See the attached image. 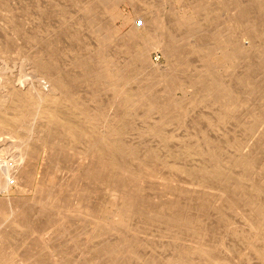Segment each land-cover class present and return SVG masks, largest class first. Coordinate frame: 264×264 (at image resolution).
<instances>
[{
  "label": "rangeland",
  "instance_id": "1",
  "mask_svg": "<svg viewBox=\"0 0 264 264\" xmlns=\"http://www.w3.org/2000/svg\"><path fill=\"white\" fill-rule=\"evenodd\" d=\"M263 6L264 0H0V108L13 98L10 112L23 120L15 136L23 142L26 120L35 135L20 159L14 133L0 131V162L19 166L0 174L13 190V213L35 219L0 228V261L264 264ZM37 110L100 136L99 144L73 142ZM106 144L132 157H102L97 149ZM212 155L239 178L237 194L245 198L230 203L233 191L211 167L196 170ZM86 164L106 168L108 184L79 178ZM128 210L132 215L118 222Z\"/></svg>",
  "mask_w": 264,
  "mask_h": 264
},
{
  "label": "bare ground",
  "instance_id": "2",
  "mask_svg": "<svg viewBox=\"0 0 264 264\" xmlns=\"http://www.w3.org/2000/svg\"><path fill=\"white\" fill-rule=\"evenodd\" d=\"M116 2V1H115ZM4 3V2H3ZM120 3V2H119ZM260 4V3H259ZM258 4V5H259ZM261 6V5H260ZM264 7V6H263ZM262 7V8H263ZM202 8V7H201ZM261 8V7H260ZM83 10V9H82ZM261 10V9H260ZM72 11V10H71ZM254 11H255V9H254ZM83 12V11H82ZM86 15V14H85ZM82 16V15H81ZM83 18V17H82ZM107 19V18H106ZM84 20V19H83ZM226 20V19H225ZM105 21V20H104ZM89 24V23H88ZM99 27V26H98ZM93 31V30H92ZM174 32V31H173ZM130 33V32H129ZM128 33V34H129ZM131 33H132V30H131ZM130 33V34H131ZM135 34V33H134ZM106 35V34H105ZM25 38V37H24ZM18 40V39H17ZM221 40V39H220ZM229 40H230V38H229ZM228 41V40H227ZM100 42V41H99ZM52 43V42H51ZM63 43V42H62ZM109 44V43H108ZM216 48V47H215ZM225 48V47H224ZM131 51V50H130ZM135 55V54H134ZM30 58V57H29ZM216 58V57H215ZM138 65V64H137ZM204 65H206V64H204ZM151 69V68H150ZM208 70V69H207ZM151 71V70H150ZM244 73V72H243ZM26 77V76H25ZM35 80V79H34ZM37 81V80H36ZM193 82V81H192ZM39 83V82H38ZM177 83V82H176ZM41 84V83H40ZM191 84V83H190ZM10 86V85H9ZM21 86V85H20ZM147 86V85H146ZM186 86V85H185ZM171 87V86H170ZM221 87H222V85H221ZM47 88V87H46ZM163 88V87H162ZM220 89V88H219ZM218 90V89H217ZM216 90V91H217ZM225 90H227L226 88H225ZM12 91V90H11ZM13 92V91H12ZM49 92V91H48ZM2 93V92H1ZM44 93V92H43ZM215 93V92H214ZM221 93V92H220ZM224 93V92H223ZM222 93V94H223ZM11 94V93H10ZM31 94V93H30ZM53 94V93H52ZM229 94V93H228ZM227 94V95H228ZM45 95V94H44ZM134 95V94H133ZM226 95V94H225ZM7 96H8V93H7ZM6 96V97H7ZM203 96V95H202ZM229 96V95H228ZM12 97V96H11ZM16 97H19L18 95L16 96ZM27 97H29V96H27ZM36 98H37V96H35ZM51 97V96H50ZM52 97H53V95H52ZM226 97V96H225ZM38 98H40L39 100H41V98L42 97H38ZM47 98H49V96L47 97ZM223 98V97H222ZM232 98V97H231ZM12 99L13 98H11V99H8L7 101H6V103H5V107L4 108H0V131H7V130H9V131H11V132H13L14 133V135H13V137H15V139L17 140L16 142L18 143V148L19 149H17L18 151L16 152V155H18L19 157H20V159H21V155L24 153V151H29V150H26L25 148H27V147H29V148H31V149H33V147L32 146H34L31 142H30V138L31 137H33V136H35L34 135V133H33V129H32V125L29 123V122H26V121H28V120H26L25 121V123H24V132H25V139L24 138H22L23 139V142L21 141V140H19L18 141V139H19V137L17 138V136H15V134L16 133H18V130H20L21 128H22V125H20V123H21V121H22V123H23V120H21L22 118V116L21 117H19L18 115H19V113H18V115H14L12 112H10L12 109H16L15 108V104H14V102L12 101ZM16 99V98H15ZM20 99V98H19ZM22 99V98H21ZM45 99V98H44ZM54 99H55V97H54ZM224 99V98H223ZM228 99H229V97H228ZM32 100V98L29 100V101H31ZM38 100V99H37ZM58 100V99H57ZM127 100V99H126ZM214 100H216V99H214ZM17 101H18V99H17ZM24 101H27V99H24ZM29 101H27V103L29 102ZM35 101V100H34ZM50 101V100H49ZM51 101H52V99H51ZM231 101V100H230ZM20 102V101H19ZM18 102V103H19ZM23 102V101H22ZM56 102V101H55ZM130 102V101H129ZM225 102V101H224ZM236 102V101H235ZM24 103V102H23ZM26 103V104H27ZM38 103V102H37ZM52 103V102H51ZM232 103V102H231ZM32 104H33V102H32ZM38 104H40V102L38 103ZM225 104V103H224ZM227 104V103H226ZM230 104V103H229ZM235 105H238V104H235ZM25 106V105H24ZM33 106H36L35 104L33 105ZM33 106L31 107L32 109H33ZM37 106H39V105H37ZM42 106V105H41ZM49 107H50V105H48ZM225 106H227V105H225ZM23 107V106H22ZM229 107H231V106H229ZM21 108V107H20ZM238 108V107H237ZM31 109V110H32ZM40 109V108H39ZM236 109V108H235ZM235 109H233L232 111H234ZM29 110V109H28ZM42 110H44V109H42ZM50 110V109H49ZM53 110V109H52ZM55 110V109H54ZM228 110V109H227ZM48 110H46L45 112H43V111H40V110H37V114H46V113H48L47 112ZM230 111V110H229ZM23 112V111H22ZM22 112H20L21 114H22ZM54 112V111H53ZM227 112V111H226ZM29 113V112H28ZM56 113V112H55ZM71 112H69V114H70ZM233 113V112H232ZM235 113H237V112H235ZM235 113H233V114H235ZM27 114V113H26ZM198 114V113H197ZM31 115V114H30ZM52 115V116H51ZM60 115V114H59ZM75 115H77V114H75ZM191 115V114H190ZM236 115V114H235ZM243 115V114H242ZM26 115H24L23 117H25ZM28 116V115H27ZM32 117L34 116V115H31ZM36 116V115H35ZM41 116V115H40ZM47 116H49L50 118H51V124L53 125V126H55V128L56 127H59L58 129L60 130V128L62 129L61 131L63 132V133H65L66 132V134H64V135H68V137L70 136V139H73V142H79L80 140H84L85 142H87L88 144H90L91 145V149H94L95 148V146H92V145H98L99 144V140L98 139H100V138H98V137H100V136H97V135H90V134H87L86 132H84V131H81V130H79L78 129V126L77 125H75L74 123H72V122H70V120L68 121V120H62V118L61 119H57V118H54V115H53V113L50 111L49 113H48V115ZM58 116V115H57ZM73 116V115H72ZM32 117H29V118H32ZM38 117V116H37ZM48 117V118H49ZM196 117V116H195ZM234 117V116H233ZM73 118V117H72ZM235 118V117H234ZM43 119V118H42ZM70 119V118H69ZM196 119V118H195ZM21 120V121H20ZM32 120V119H31ZM47 121H49V120H47ZM261 121V120H260ZM33 122H34V120H33ZM74 122V121H73ZM40 123V122H39ZM245 123V122H244ZM41 124V123H40ZM45 124V123H44ZM248 124V123H247ZM43 125V124H42ZM44 126V125H43ZM107 126V125H106ZM234 126V125H233ZM102 127H103V125H102ZM105 127V126H104ZM226 127V126H225ZM96 128V127H95ZM89 129V128H88ZM189 129V128H188ZM252 129H254V128H252ZM212 130V129H211ZM107 131V130H106ZM10 132V133H11ZM5 134V133H4ZM103 134V133H102ZM179 134V133H178ZM198 134V133H197ZM181 135V134H180ZM8 136V135H7ZM10 136V135H9ZM12 136V135H11ZM68 137H67V139H68ZM168 137V136H167ZM175 137V136H174ZM211 137V136H210ZM107 138V137H106ZM14 139V138H13ZM14 139V140H15ZM221 139V138H220ZM101 140V139H100ZM107 140V139H106ZM109 140H110V138H109ZM4 141V140H3ZM21 141V142H20ZM71 141V140H70ZM111 141V140H110ZM127 141V140H126ZM222 141V140H221ZM234 141V140H233ZM218 142V141H217ZM223 142V141H222ZM80 143V142H79ZM250 143V142H249ZM175 144V143H174ZM178 144V143H177ZM107 146H103V147H99L98 149H97V151H98V153L100 154V156H102V157H107V158H109L110 160H117V161H124L125 162V160L124 159H126V157H132L131 156V154L126 150H124V149H120V148H118V147H116V146H112V145H110V144H106ZM201 146H203L202 144H200ZM5 146H8V145H5ZM220 146V145H219ZM9 147V146H8ZM98 147V146H97ZM142 147V146H141ZM179 147V146H178ZM13 148H15V147H13ZM205 148V147H204ZM25 149V150H24ZM28 149V148H27ZM140 149V148H139ZM206 149V148H205ZM42 150V149H41ZM202 150V149H201ZM228 150V149H227ZM206 151V150H205ZM216 151V150H215ZM43 152V151H42ZM190 152V151H189ZM71 153V152H70ZM98 153H96V154H98ZM191 153V152H190ZM93 154V153H92ZM187 154V153H186ZM212 154V153H211ZM137 155V154H136ZM210 155V154H209ZM15 156V155H14ZM13 156V157H14ZM23 156H25V155H23ZM16 158V157H15ZM24 158V157H23ZM57 158H58V156H57ZM195 158V157H194ZM193 158V159H194ZM222 157H220L219 155H212V156H210L209 157V159L207 160V158L205 157V159H202V160H200V163H201V165H199V167L197 166V168L198 169H196V168H194V170L196 169V170H200V172L203 170H206L207 169V167H211V171H213L212 173L215 175V179H218V181H221L222 183H224V184H228V187H230V189H231V191H233L232 192V199H230L229 198V200H230V203H234V201H235V196H237V197H239V195L241 196V197H244L245 198V196L244 195H241V194H237V191L238 190H241V189H239V184H238V181H239V178L236 176V175H233L232 173H230V171H228L229 169H227L226 167H225V165L223 166V163L224 162H222L221 160H224V159H221ZM7 159V158H6ZM6 159H4L5 161H6ZM9 159V158H8ZM7 159V160H8ZM10 159H12V157L10 158ZM19 159V158H18ZM87 159V158H86ZM101 159V158H100ZM106 159V158H105ZM131 159V158H130ZM197 159V158H196ZM4 160H2V161H4ZM77 160V159H76ZM188 160V159H187ZM192 160V159H191ZM0 162V174L2 173V172H5V173H11L12 172V170L13 169H18L19 168V166H18V164L16 165V164H8V163H4V162ZM65 161V160H64ZM90 161V160H89ZM107 161V160H106ZM189 161V160H188ZM199 161V160H198ZM9 162V161H8ZM79 162V161H78ZM111 162V161H110ZM116 162V161H115ZM194 162V161H193ZM226 162V161H225ZM17 163H18V160H17ZM81 163V162H80ZM95 163V162H94ZM210 163V165H208ZM211 163H213V167H212V165H211ZM47 164V163H46ZM74 164V163H73ZM77 164H79V163H77ZM77 164H75V166L77 167ZM95 164H98V163H95ZM172 164H174V163H172ZM207 164V165H206ZM218 164H219V166H218ZM234 164V163H233ZM232 164V165H233ZM189 165V164H188ZM221 165V166H220ZM18 166V168H16ZM20 166H22V164L20 165ZM34 166V165H33ZM74 165H72V167H73ZM83 166V165H82ZM115 166V165H114ZM43 167V166H42ZM116 167V166H115ZM129 167V166H128ZM246 167H248V166H246ZM63 168V167H62ZM153 168V167H152ZM159 168V167H158ZM29 169H31V167L29 168ZM46 169V168H45ZM115 169V168H114ZM129 169V168H128ZM233 169V168H232ZM44 170V169H43ZM76 170H78V169H75V171ZM112 170V169H111ZM169 170H170V168H169ZM192 170H193V168H192ZM191 170V171H192ZM207 170H209V169H207ZM18 171V170H17ZM31 171H33V170H31ZM174 170H172V172H173ZM202 171V172H203ZM21 172V171H20ZM81 172V173H80ZM105 172H106V168H104V167H101V166H94V165H85V166H83V167H81V165H80V170H78L77 171V175H78V177L80 178V177H82V175L83 176H85V174H86V177H88L89 179H91V180H99V178L101 179V180H103L104 182H105V184H108V180L107 179H105L104 178V175H105ZM123 172V171H122ZM121 172V173H122ZM177 172V171H176ZM19 173V172H18ZM30 173V172H29ZM43 173V172H42ZM178 173V172H177ZM20 174V173H19ZM18 174V175H19ZM71 174V173H70ZM76 174V173H75ZM81 174V175H80ZM208 174V173H207ZM4 175V174H3ZM23 175V174H22ZM170 175V174H169ZM176 175V174H175ZM199 175H200V173H199ZM204 175V174H203ZM211 175V174H210ZM5 176V175H4ZM25 176H26V174H25ZM24 176V177H25ZM76 175H74V177H75ZM205 176V175H204ZM203 176V177H204ZM209 176V175H208ZM14 177V176H13ZM37 177V176H36ZM78 177H77V179H78ZM119 177H121V176H119ZM210 177V176H209ZM27 178V177H26ZM46 178H48V177H46ZM130 178V177H129ZM206 178V177H205ZM4 179H5V177H4ZM10 179V178H9ZM16 179V178H15ZM29 179V178H28ZM28 179H26V180H28ZM86 179V178H85ZM119 179V178H118ZM133 179V178H132ZM21 180V179H20ZM35 180V179H34ZM52 180V179H51ZM81 180V179H80ZM142 180V179H141ZM209 180H210V178H209ZM29 181V180H28ZM27 181V182H28ZM31 181V180H30ZM86 181V180H85ZM218 181H217V183H218ZM32 182V181H31ZM30 182V183H31ZM35 182V181H34ZM49 183L51 182L50 180L48 181ZM46 183V185L47 184H49V183ZM74 182V181H73ZM97 182V181H96ZM134 182V181H133ZM154 182V181H153ZM240 182V181H239ZM26 183V182H25ZM40 183V182H39ZM53 182H51V184H52ZM56 183V182H55ZM90 183V182H89ZM88 183V184H89ZM94 183V182H93ZM112 183H113V181H112ZM111 182H110V185L112 184ZM135 183V182H134ZM133 183V184H134ZM151 183V182H150ZM28 184V183H27ZM36 184V183H35ZM73 184V183H72ZM71 184V186H73ZM81 184V183H80ZM83 184H85V183H83ZM34 185V184H33ZM37 185V184H36ZM67 185V184H66ZM126 185H127V183H126ZM126 185H124V186H126ZM195 185V184H194ZM203 185V184H202ZM225 185V186H226ZM42 186H43V183H42V185H41V183L40 184H38V186H37V188L38 189H41L42 188ZM44 186H45V184H44ZM43 186V187H44ZM48 186V185H47ZM87 186V185H86ZM108 186V185H107ZM135 186V185H134ZM205 186V185H204ZM19 187V186H18ZM65 187H67V186H65ZM128 187H129V184H128ZM185 187V186H184ZM86 188V187H85ZM89 188V187H88ZM207 188V187H206ZM36 189V188H35ZM57 189V188H56ZM194 189V188H193ZM223 189V188H222ZM12 190V188H10L9 187V185L7 184V182L6 181H4L3 179H2V177L0 176V228H2L3 226H4V224H6L7 225V223L9 224H11V222H14V221H19L20 219H22V220H35L34 218H32V216L30 215V217H22V214H17V213H13V207H12V201H11V199L9 200V198H11L10 197V195H12L13 194V190ZM191 190H192V188H191ZM195 190V189H194ZM226 190H228V189H226ZM74 192L76 191V189L75 190H73ZM224 191V190H223ZM230 191V190H229ZM34 192V191H33ZM52 192V191H51ZM81 192H82V190H81ZM197 192V191H196ZM208 192H210V191H208ZM257 192V191H256ZM17 193V192H16ZM218 193V192H217ZM231 193V192H230ZM85 194V193H84ZM86 194L88 195L89 194V191H88V193L86 192ZM122 194V193H121ZM243 194H245V193H243ZM253 194V193H252ZM72 195V194H71ZM99 195V194H98ZM127 195H128V193H127ZM223 195V194H222ZM77 193H73V195H72V198H75V199H77ZM80 196H82L81 195V193H80ZM125 196H126V194H125ZM136 196V195H135ZM259 196H260V194H259ZM79 197V196H78ZM85 197V196H84ZM128 197V196H127ZM247 197V196H246ZM178 198V197H177ZM218 198V197H217ZM221 198V197H220ZM20 199V198H19ZM65 199H66V197H65ZM137 199V198H136ZM186 199V198H185ZM226 199H227V197H226ZM46 200V199H45ZM74 200V199H73ZM124 200H126L125 199V197H124ZM207 200V199H206ZM229 200H227V202L229 201ZM15 201V200H14ZM74 201H77V200H74ZM218 201V200H217ZM248 201V200H247ZM253 201H256V200H253ZM12 202V203H11ZM108 202V201H107ZM126 202H128L129 203V201H127L126 200ZM219 202V201H218ZM246 202V201H245ZM252 202V201H251ZM84 203H85V201H84ZM109 203V202H108ZM220 203V202H219ZM225 203V202H224ZM236 203V202H235ZM241 203V202H240ZM47 204V203H46ZM45 204V205H46ZM55 204V203H54ZM127 204V203H126ZM137 204V203H136ZM228 204V203H227ZM255 204V203H254ZM254 204H253V206H254ZM23 205V204H22ZM35 205V204H34ZM89 205V204H88ZM214 205V204H213ZM231 205V204H230ZM77 206V205H76ZM131 206H133V205H131ZM252 206V205H251ZM252 206V207H253ZM24 207V206H23ZM91 207V206H90ZM94 207V206H93ZM137 207V206H136ZM230 207V206H229ZM252 207H249V208H252ZM261 207V206H260ZM16 208V207H15ZM44 208V207H43ZM165 208V207H164ZM203 208V207H202ZM248 208V209H249ZM21 209V208H20ZM76 208H74V210H75ZM79 209V208H78ZM77 209V210H78ZM124 209V208H123ZM16 210V209H15ZM73 210V211H74ZM76 210V211H77ZM71 211V210H70ZM179 211V210H178ZM16 212V211H15ZM23 212H25V211H23ZM43 211H41V213H42ZM80 212H82V211H80ZM253 212L256 214V215H258V216H262L263 214L261 213L262 211H261V209L259 208V207H257V206H254L253 207ZM72 213V212H71ZM253 213V214H254ZM83 214V213H82ZM215 214V213H214ZM23 215H25V214H23ZM35 215H37V214H35ZM43 215V214H42ZM64 215V214H63ZM66 215V214H65ZM69 215V213L66 215V216H68ZM81 215V214H80ZM92 215V214H91ZM132 215V212L130 211V210H128L127 211V213L126 212H123V211H120V213L116 216L117 218H118V222L119 221H123V219L124 218H126V217H129V216H131ZM180 215V214H179ZM38 216H39V214H38ZM62 216V215H61ZM77 216H79V215H77ZM76 216V217H77ZM34 217V216H33ZM45 217V216H44ZM68 217H70L71 219L73 218L72 217V215L71 216H68ZM75 217V218H76ZM28 218H30V219H28ZM38 218V217H37ZM43 218V217H42ZM61 218H63V217H61ZM67 218V217H66ZM78 218V217H77ZM80 218V217H79ZM105 218V217H104ZM260 218H262V217H260ZM259 218V219H260ZM264 218V217H263ZM41 219V218H40ZM68 220H69V218H67ZM86 219V218H85ZM84 219V220H85ZM88 219V218H87ZM182 219H188V223L184 220V223L187 225H191V221H193L192 219H189V217H183ZM181 219V220H182ZM196 219V218H195ZM194 219V220H195ZM32 220V221H33ZM59 221V219H56V221ZM91 220V219H90ZM93 220V219H92ZM236 220V219H235ZM40 221V220H39ZM57 221V222H58ZM63 221V220H62ZM74 221V220H73ZM77 221H79V220H77ZM87 221V220H86ZM261 221V220H260ZM23 222H25V221H23ZM63 222H65V221H63ZM90 222V221H89ZM173 222V221H172ZM215 222V221H214ZM33 223V222H32ZM60 223H61V221H60ZM72 223H74V222H72ZM77 223V222H76ZM99 223V222H98ZM216 223V222H215ZM5 225V226H6ZM27 226H28V224H26ZM66 225V224H65ZM99 225V224H98ZM181 225H182V221H181ZM184 225V224H183ZM197 225V224H196ZM235 225V224H234ZM264 225V224H263ZM32 226V225H31ZM100 226V225H99ZM244 226V225H243ZM49 227H50V225H49ZM71 227V226H70ZM113 227V226H112ZM192 227V226H191ZM253 227V226H252ZM256 227H258V226H256ZM260 227V226H259ZM258 227V228H259ZM66 228V227H65ZM80 228V227H79ZM97 228V227H96ZM110 228V227H109ZM222 228V227H221ZM235 228V227H234ZM239 228V227H238ZM6 229V228H5ZM49 229V228H48ZM58 229V228H57ZM94 229H95V227H94ZM195 229V228H194ZM260 229H261V227H260ZM1 230V229H0ZM8 230V229H7ZM79 230V229H78ZM109 230H111V229H109ZM234 230V229H233ZM252 230V229H251ZM259 230V229H258ZM235 231V230H234ZM256 231V230H255ZM32 232V231H31ZM58 232V231H57ZM128 232H130V231H128ZM243 232V231H242ZM0 233H1V236H2V232L0 231ZM131 233V232H130ZM245 234V233H244ZM40 235H44V234H40ZM258 235V234H257ZM1 236H0V238H1ZM5 236V235H4ZM4 236H2V237H4ZM253 237V236H252ZM256 237V236H255ZM5 238V237H4ZM50 238V237H49ZM56 238V237H55ZM107 238H108V236H107ZM184 238V237H183ZM183 238H181V239H183ZM256 238H258V237H256ZM2 239V238H1ZM0 239V242L2 241ZM42 240H43V238H41ZM259 239V238H258ZM263 239V238H262ZM41 240V241H42ZM4 241V240H3ZM231 241V240H230ZM47 242V241H46ZM55 242V241H54ZM136 243V242H135ZM4 244V243H3ZM6 244V243H5ZM54 244V243H53ZM52 244V245H53ZM83 244V243H82ZM234 244H235V242H234ZM1 245V244H0ZM51 245V244H50ZM51 245V246H52ZM185 245V244H184ZM264 245V244H263ZM2 247H3V245H2ZM255 247V246H254ZM264 247V246H263ZM262 247V248H263ZM90 248V247H89ZM244 248V247H243ZM256 248V247H255ZM53 249V248H52ZM66 249V248H65ZM264 249V248H263ZM8 250V249H7ZM45 250V249H44ZM202 250V253H203V255H204V257H205V259L206 260H208V261H211V260H213L214 259V256L211 254L212 252H209L208 250H203V249H201ZM219 250V249H218ZM259 250V249H258ZM1 251H3V248H2V250ZM0 251V252H1ZM34 251V250H33ZM240 251V250H239ZM218 252V251H217ZM216 252V253H217ZM262 252V251H261ZM214 253V252H213ZM221 253V252H220ZM250 253V252H249ZM264 253V252H263ZM54 254V253H53ZM170 254V253H169ZM188 254V253H187ZM219 254V253H218ZM1 255V254H0ZM44 255V254H43ZM193 255V254H192ZM217 255V254H216ZM237 256V255H236ZM262 256V255H261ZM5 258H6V256H4ZM8 257V256H7ZM45 257V256H44ZM69 257V256H68ZM175 257V256H174ZM201 257V256H200ZM218 257H220V254H219V256ZM0 258H2V257H0ZM5 258H3L4 259V261H5ZM58 258V257H57ZM191 258V257H190ZM195 258V257H194ZM197 258V257H196ZM221 258V257H220ZM257 258V257H256ZM41 259V258H40ZM56 259V258H55ZM59 259V258H58ZM189 259V258H188ZM199 259V258H198ZM197 259V260H198ZM201 259V258H200ZM225 259V258H224ZM229 259V258H228ZM17 260V259H16ZM231 260V259H230ZM260 260V259H259ZM10 261V260H9ZM8 261V262H9ZM41 261V260H40ZM11 262V261H10ZM13 262H15V261H13ZM38 262V261H37ZM81 262V261H80ZM177 262V261H176ZM175 262V263H176ZM198 262V261H197ZM196 262V263H197ZM203 262V261H202ZM201 262V263H202ZM225 262V261H224ZM23 263V262H22ZM49 263V262H48ZM84 263H86V262H84ZM204 263V262H203ZM209 263V262H208ZM215 263V262H214ZM0 264H5L4 262H2V261H0Z\"/></svg>",
  "mask_w": 264,
  "mask_h": 264
},
{
  "label": "built area",
  "instance_id": "3",
  "mask_svg": "<svg viewBox=\"0 0 264 264\" xmlns=\"http://www.w3.org/2000/svg\"><path fill=\"white\" fill-rule=\"evenodd\" d=\"M153 60H155V61H156V60H157V56H155V58H154Z\"/></svg>",
  "mask_w": 264,
  "mask_h": 264
}]
</instances>
